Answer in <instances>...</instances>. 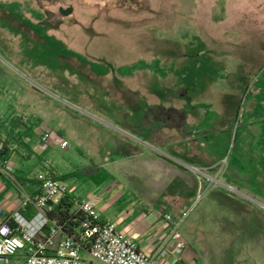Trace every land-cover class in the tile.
<instances>
[{"label": "rangeland", "instance_id": "rangeland-1", "mask_svg": "<svg viewBox=\"0 0 264 264\" xmlns=\"http://www.w3.org/2000/svg\"><path fill=\"white\" fill-rule=\"evenodd\" d=\"M262 81L264 0H0L2 140L48 131L68 148L49 142L40 170L103 164L137 196L180 201V211L159 204L187 244L177 264H264V156L254 157L255 145L264 150ZM151 105L187 116L180 136L156 147L177 158L184 181L154 183L149 157L107 161L155 116ZM193 147L212 153L213 172L192 160ZM132 168L139 179L127 177ZM65 182L78 199L97 187L83 175Z\"/></svg>", "mask_w": 264, "mask_h": 264}, {"label": "crops", "instance_id": "crops-1", "mask_svg": "<svg viewBox=\"0 0 264 264\" xmlns=\"http://www.w3.org/2000/svg\"><path fill=\"white\" fill-rule=\"evenodd\" d=\"M178 70L179 69H177V71ZM262 84L264 85L263 81ZM182 96L188 98L187 95L181 94L174 97L178 98ZM148 111L155 116L148 122L142 119L143 128L140 129L139 126L133 128L136 134L132 136L126 135L127 141L122 144L124 148L120 149L115 158L112 160L107 158V161L117 163L122 160L134 161L135 159H141L142 164L145 165V160L149 157L153 161L154 167L157 168V172L155 171L151 179L154 183H174L178 180L180 175H183L184 181L186 177L182 174V169L178 164L179 161H177V158L161 154L157 151L156 147L158 145L166 146L173 140L175 141L176 137L180 136L184 126L186 127L188 125L187 116L183 109L175 106L165 107L162 105H151ZM181 116L184 119V123H181ZM253 124L257 137L261 129H258V124L255 121H253ZM262 124L263 122L261 125ZM162 128L170 133H164V131L161 130ZM143 130L145 133H143ZM21 138L24 142L23 147L19 148L18 143L17 145H10L11 153L8 160L14 167L13 174L11 176L0 174V220L12 217L18 211L15 200L21 191L34 195L38 189L35 175L44 164V159L41 158V156L45 152V147L36 151L34 148L40 143V138L36 139L35 136H31L30 138H28V136H21ZM254 147V157L263 158V148L258 145ZM172 149L178 154L177 156L189 157L179 144H175ZM190 153L193 154L192 156L190 155L192 160L199 162L200 168L211 172L214 171L216 161L212 160L213 157L211 152L200 153L193 147ZM97 166L102 169L107 177L99 183H95L91 180L97 187L93 189V194L87 199H93L95 201L100 220L102 222H113L116 226V231L130 238L139 249L148 253L156 252V250L161 247L167 231L162 219L165 214H171L169 212L167 213L164 207L159 208V204L163 206L167 205L174 208L176 211H180V201L171 197L169 198L166 193L162 195L157 193L143 198L137 196L135 192L116 180L114 175L109 173L103 164ZM34 168H37V171H34ZM51 169L58 176L67 175L65 173H60L54 167ZM190 169L194 172H198L199 170V168L195 166L190 167ZM138 173L137 169L132 168L131 170H127L126 175L129 178L139 179ZM262 174V167L259 165L257 167L255 164L253 179L254 183L260 182L259 184L261 185H256L259 189L263 186ZM237 176V173L233 176L234 181L239 180ZM259 192L264 197V187ZM70 194L72 197H75L72 191H70ZM165 198L168 200L165 201ZM145 199H147V201ZM148 201L149 204L154 206L153 210L146 206ZM261 206L264 207V205ZM23 214L26 215L27 213ZM159 215H161V217H158ZM160 263L166 264V261L161 260Z\"/></svg>", "mask_w": 264, "mask_h": 264}, {"label": "built area", "instance_id": "built-area-1", "mask_svg": "<svg viewBox=\"0 0 264 264\" xmlns=\"http://www.w3.org/2000/svg\"><path fill=\"white\" fill-rule=\"evenodd\" d=\"M61 149L68 142L48 131L41 134L34 150L43 149L49 142ZM4 141L0 140V174L11 176L13 165L3 159ZM220 173V172H219ZM38 189L34 195L19 193L15 203L18 211L0 220V262L2 264H175L176 256L187 248L177 222L171 214L163 221L167 229L161 247L148 253L128 237L116 231L113 222H102L93 199L74 198L73 214H81L78 235H69L56 219L57 205L70 194L69 185L49 168L35 175ZM210 180H214L210 178ZM32 208V215L27 217Z\"/></svg>", "mask_w": 264, "mask_h": 264}, {"label": "trees", "instance_id": "trees-1", "mask_svg": "<svg viewBox=\"0 0 264 264\" xmlns=\"http://www.w3.org/2000/svg\"><path fill=\"white\" fill-rule=\"evenodd\" d=\"M23 124V123H22ZM25 125V124H23ZM0 140L2 138L0 137ZM4 141V150L1 154L3 159H8L11 150L9 140ZM18 147L21 148L24 146V142L21 138V134L17 139ZM83 175L85 178L92 180L95 183H99L100 181L106 179V175L103 173L102 169L97 165H91L80 168V170L64 175V176H56L60 179L65 180V178H71L74 176ZM75 206L74 198L71 194L67 195L56 207L54 214L52 215V219H56L59 225L63 226V230L69 235H78V229L80 226V222L82 220L81 214H73L72 210ZM32 215V208H30L29 212L26 214L27 217ZM178 262H176L177 264Z\"/></svg>", "mask_w": 264, "mask_h": 264}]
</instances>
